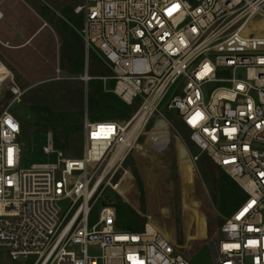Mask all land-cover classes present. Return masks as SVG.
<instances>
[{"label":"built area","instance_id":"1","mask_svg":"<svg viewBox=\"0 0 264 264\" xmlns=\"http://www.w3.org/2000/svg\"><path fill=\"white\" fill-rule=\"evenodd\" d=\"M72 11L86 66L95 55L111 72L96 79L138 105L124 122H92L85 111L79 157L56 149L47 132L43 152L56 161L27 170L20 122L9 108L0 114V250L32 264H190L176 234L119 229L104 195L111 187L119 196L112 181L154 131L149 122L176 110L200 152L246 193L223 216L221 237L202 244L214 264H264V0H82ZM189 158L193 167L198 155ZM63 200L71 203L60 216Z\"/></svg>","mask_w":264,"mask_h":264},{"label":"rangeland","instance_id":"2","mask_svg":"<svg viewBox=\"0 0 264 264\" xmlns=\"http://www.w3.org/2000/svg\"><path fill=\"white\" fill-rule=\"evenodd\" d=\"M32 1L42 10H51L52 17L58 25L62 22L66 23L77 35L76 29L81 27L80 16L74 14L72 9L82 0ZM67 42L71 43L62 37L59 66L49 68L50 78L44 83L21 84L13 75L10 83L11 73L0 63V114L9 108V112L25 127L20 141L26 143L27 147L22 148L20 154V170H27L34 164L56 161L55 153L43 152V147L47 144L48 131L33 126L37 119L35 112L37 110L31 108L46 106L51 112L86 108L88 81L85 82L81 78L85 72L92 77L89 73L91 62L88 60L87 66L84 63L82 73L72 74L65 66V63H69L64 53ZM98 77L107 76L94 78ZM109 82L106 81V86ZM170 95L171 93L167 95L165 102ZM39 115L43 114L39 113ZM169 116L175 119L178 112L169 111ZM149 130L154 131L139 140V146H134L135 150L129 155L131 160H126L123 165L124 173L119 170L112 181L111 185L125 202L111 187L106 188L105 198L131 207L145 224L151 225L165 236L176 234L177 243L183 245L190 264H214L209 245L202 243L218 230L220 227L218 220H223V216L217 212L214 204V196L218 190V176L231 177L225 171L218 169L205 153L200 152L191 140L190 131L177 120L166 122L154 118L146 128V131ZM83 149L82 131L72 136L65 154L69 157H79ZM194 155H198V161L196 164L192 163L193 170L189 157ZM129 166L135 179L138 175L141 182L142 189L139 190L137 186V196L134 195L135 188L130 178ZM70 203V200L59 202L60 216L67 211ZM96 216L97 211H94L91 222L95 221ZM215 236L221 237L220 232L217 231ZM33 261L34 257L13 261L6 251L0 250V264H32Z\"/></svg>","mask_w":264,"mask_h":264},{"label":"trees","instance_id":"3","mask_svg":"<svg viewBox=\"0 0 264 264\" xmlns=\"http://www.w3.org/2000/svg\"><path fill=\"white\" fill-rule=\"evenodd\" d=\"M79 24V26H81V19ZM60 33L62 37L71 41V43L67 42L64 52L69 60L68 64L65 63L66 68H68L72 74L82 73L84 54L82 45L77 39V35L64 22L61 23ZM88 59L91 62L89 73L92 77L111 75V72L95 55L90 54ZM113 84V81H110L108 86H104L101 80L95 78L90 79L87 82L85 109L79 108L75 111L51 112L46 106H36L31 108V110H37L35 111L37 119L34 121L33 126L44 128L48 132H51L54 147L62 150L65 154L69 149L72 136L83 131V117L85 111L87 118L92 122H124L131 117L138 102L136 101L131 106L126 105L115 94L109 91ZM39 113H42L43 115L40 116ZM170 120L174 121V118L171 116ZM20 125L21 134H23L25 127L22 122H20ZM130 160V156H128L127 161ZM129 168L130 178L135 188L134 195L137 196V186L139 187V190L142 189L141 182L136 174L137 179H135L130 166ZM245 198L246 193L234 179L218 176V190L216 196H214V204L217 212L221 216L226 217L231 215ZM114 207L116 223L119 229L131 232H140L144 229V220L131 207L120 202H114ZM94 211L98 212V207H96ZM217 223L218 225H221L223 220L219 219Z\"/></svg>","mask_w":264,"mask_h":264},{"label":"crops","instance_id":"4","mask_svg":"<svg viewBox=\"0 0 264 264\" xmlns=\"http://www.w3.org/2000/svg\"><path fill=\"white\" fill-rule=\"evenodd\" d=\"M60 29L51 10L32 0H0V63L11 73L10 83L12 75L21 84L49 81V68L59 66Z\"/></svg>","mask_w":264,"mask_h":264},{"label":"bare ground","instance_id":"5","mask_svg":"<svg viewBox=\"0 0 264 264\" xmlns=\"http://www.w3.org/2000/svg\"><path fill=\"white\" fill-rule=\"evenodd\" d=\"M136 126H137V124H135V126L133 127V130L135 129ZM102 131H103V129L100 128V129L97 130V133H96V134L99 135V134L102 133ZM121 150H122V148H119V149H118V151L116 152V154L113 156V158H112L110 164H112V163L114 162L115 158H116L118 155H120ZM148 229H149V230H156L154 227H152V226L149 225V224H148Z\"/></svg>","mask_w":264,"mask_h":264},{"label":"water","instance_id":"6","mask_svg":"<svg viewBox=\"0 0 264 264\" xmlns=\"http://www.w3.org/2000/svg\"><path fill=\"white\" fill-rule=\"evenodd\" d=\"M22 147H23V148H26V147H27V144H26V143H23V144H22Z\"/></svg>","mask_w":264,"mask_h":264}]
</instances>
